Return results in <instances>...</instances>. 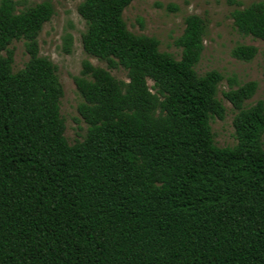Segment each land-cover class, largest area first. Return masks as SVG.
Segmentation results:
<instances>
[{
	"label": "trees",
	"instance_id": "trees-1",
	"mask_svg": "<svg viewBox=\"0 0 264 264\" xmlns=\"http://www.w3.org/2000/svg\"><path fill=\"white\" fill-rule=\"evenodd\" d=\"M131 1L76 7L82 51L127 81L81 62L73 84L85 131L69 145L55 66L38 55L52 5L0 0V264H264V103L245 106L256 83L228 80L235 144L215 146L209 121L224 116L223 77L194 70L204 21L185 17L176 60L126 29ZM230 16L264 45L263 1ZM19 40L27 59L12 71L8 46ZM71 42L64 31V53ZM256 53L240 44L230 56Z\"/></svg>",
	"mask_w": 264,
	"mask_h": 264
},
{
	"label": "rangeland",
	"instance_id": "rangeland-1",
	"mask_svg": "<svg viewBox=\"0 0 264 264\" xmlns=\"http://www.w3.org/2000/svg\"><path fill=\"white\" fill-rule=\"evenodd\" d=\"M17 2V10L24 7L48 1L52 5L53 14L44 23L37 36L38 55L47 58L54 66L58 82L62 89L59 99V115L63 119V136L71 145L80 141L85 124L76 112L80 98L73 84V77L78 75L83 60L93 66L101 67L116 80L126 82V72L122 68L107 69L105 64L86 55L80 45V34L84 23L76 13V7L81 0H13ZM264 0H132L122 11V20L126 29L135 35L154 37L161 52L171 54L179 59L180 50L174 46V40L179 37L184 28V19L196 15L204 21L205 34L202 38L203 50L194 70L201 76L207 71L219 72L223 79L217 88V99L225 109L222 120L211 118L210 130L213 143L217 147H231L235 144L231 125L235 111L222 97V92L228 89V80L236 86L246 82H255L253 96L245 102L250 106L257 101L264 103V45L258 40L240 36L232 25L231 12L242 9L252 2ZM72 36L70 52L61 49L63 32ZM251 45L257 48V53L249 62L238 61L230 56L231 49L236 45ZM12 50V71L20 69L27 59L23 41H13L9 46ZM148 87L152 82L147 81ZM264 148V137L262 138Z\"/></svg>",
	"mask_w": 264,
	"mask_h": 264
}]
</instances>
